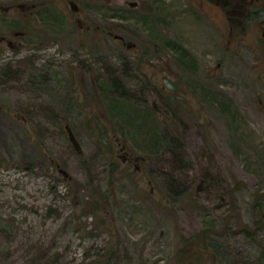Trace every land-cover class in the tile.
<instances>
[{
	"label": "rangeland",
	"instance_id": "obj_1",
	"mask_svg": "<svg viewBox=\"0 0 264 264\" xmlns=\"http://www.w3.org/2000/svg\"><path fill=\"white\" fill-rule=\"evenodd\" d=\"M70 1L0 0V264H264V0Z\"/></svg>",
	"mask_w": 264,
	"mask_h": 264
},
{
	"label": "flooded vegetation",
	"instance_id": "obj_2",
	"mask_svg": "<svg viewBox=\"0 0 264 264\" xmlns=\"http://www.w3.org/2000/svg\"><path fill=\"white\" fill-rule=\"evenodd\" d=\"M69 5L72 7V9L74 10V11H78V8L76 7V5L74 4V1H70L69 2ZM216 5L217 6H220L218 3H216ZM225 4H222V9H223V11H225ZM6 10H8V9H5L4 11H6ZM23 33H17V32H14L13 33V36H15V37H19V36H21ZM109 35H111L110 33H109ZM113 36V39L115 40V41H117V42H121L123 45L125 44V40H124V38L123 37H121V38H115L114 37V35H112ZM126 46L127 47H132V45H130V44H126ZM9 49V50H13L14 48H16V49H18L19 48V44H17L15 41H13L12 39H10V38H8V37H6V36H4V35H0V53L2 52V51H4V49ZM0 72H2V73H0V80H1V77H3V79L5 78V77H7V79H8V74H6V70H3V69H1V71ZM1 75H3V76H1ZM126 162H129V159H127V160H125V163Z\"/></svg>",
	"mask_w": 264,
	"mask_h": 264
},
{
	"label": "water",
	"instance_id": "obj_3",
	"mask_svg": "<svg viewBox=\"0 0 264 264\" xmlns=\"http://www.w3.org/2000/svg\"><path fill=\"white\" fill-rule=\"evenodd\" d=\"M127 5L130 6V7H136L137 6V3L136 2H127ZM115 38H121L120 36L118 35H114ZM67 133H68V138H69V141L72 143V145L75 147V148H78L77 146V142L75 141L71 131L69 129H67Z\"/></svg>",
	"mask_w": 264,
	"mask_h": 264
},
{
	"label": "trees",
	"instance_id": "obj_4",
	"mask_svg": "<svg viewBox=\"0 0 264 264\" xmlns=\"http://www.w3.org/2000/svg\"><path fill=\"white\" fill-rule=\"evenodd\" d=\"M119 36V35H118Z\"/></svg>",
	"mask_w": 264,
	"mask_h": 264
}]
</instances>
